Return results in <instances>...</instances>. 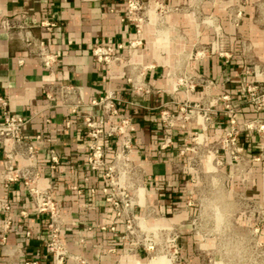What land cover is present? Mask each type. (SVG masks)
I'll list each match as a JSON object with an SVG mask.
<instances>
[{"label": "crops", "instance_id": "obj_1", "mask_svg": "<svg viewBox=\"0 0 264 264\" xmlns=\"http://www.w3.org/2000/svg\"><path fill=\"white\" fill-rule=\"evenodd\" d=\"M126 2L0 0V95L8 99L11 112L26 120L23 138L37 149L35 167L29 168L28 161L19 156L14 164L37 171L36 185L52 189L63 225L60 238L68 252L64 264H79L80 259L86 264H151L149 251L126 228L128 212L117 216L107 201L105 168L87 167L88 138L80 116L70 110L78 101L80 113L96 111L91 100L108 90L115 91L120 112L130 118L128 131L135 146L131 176L136 179L128 183L134 200L129 213L138 223L139 218L147 225L160 222L172 227L187 222L188 210L180 208L193 197L197 182L210 173L227 178L233 188L243 189L264 206V107L256 110L243 91L253 82L248 61L235 48L222 53L212 43L208 54L186 60L183 76L191 78L193 89H174L178 80L171 58L156 50V41H150L151 54L140 48L147 24L141 21L142 30L137 32L134 22L125 18ZM5 18L11 23L9 29L2 26ZM40 20L58 25L46 32L35 25ZM22 22L30 26L33 37L43 38L58 55L52 71L26 52L17 28ZM186 30L192 33L190 26ZM249 30L256 60L264 64V28L249 24ZM206 42L203 36L201 43ZM96 44L112 45L118 60L111 66L97 62L92 54ZM258 80L264 92L263 72ZM61 86H71L73 91L66 92ZM223 95L229 97L238 121L250 125L237 138L241 150L233 161L223 151H212L228 123ZM184 106L193 110L186 118ZM106 146L111 161L118 142L110 138ZM49 150L59 156L55 168L48 160ZM3 160L0 143V264H24L32 259L52 264L44 251L48 217L35 211L22 180L4 186ZM209 163L214 169L208 168ZM140 186L142 203L136 195ZM4 202L11 206L8 228H4ZM193 239L181 237V253L187 264H203Z\"/></svg>", "mask_w": 264, "mask_h": 264}, {"label": "rangeland", "instance_id": "obj_2", "mask_svg": "<svg viewBox=\"0 0 264 264\" xmlns=\"http://www.w3.org/2000/svg\"><path fill=\"white\" fill-rule=\"evenodd\" d=\"M137 1L142 23L147 24L143 26L146 39L140 48L151 54L150 41H156V50L171 58L176 78L186 72L188 58L194 59L198 52L208 54L212 43L222 53L235 48L248 61L247 70L253 78L255 71L256 75L264 73V64L256 60L249 30V24L264 28V0ZM203 36L208 44L201 43ZM209 164L208 168L214 169ZM211 175L215 174L197 182L191 191L193 197L180 208L188 210L187 222L171 227L160 222L147 225L139 218V223L135 220L132 224V234L149 251L151 261L166 256L172 264H187L180 240L182 236H194L193 245L197 253H202L199 257L203 264H264V206L250 199L243 189L233 188L227 178L215 175L212 179ZM135 179L131 176L126 182ZM128 190L133 194L130 187Z\"/></svg>", "mask_w": 264, "mask_h": 264}, {"label": "built area", "instance_id": "obj_3", "mask_svg": "<svg viewBox=\"0 0 264 264\" xmlns=\"http://www.w3.org/2000/svg\"><path fill=\"white\" fill-rule=\"evenodd\" d=\"M139 3L137 0H127L125 18L134 22L137 32L141 31V21L143 17L139 15ZM37 26L44 31H50L58 25L57 22L51 20H40L36 22ZM2 26L9 29L10 21L5 18L2 20ZM21 31L20 38L25 44V49L28 55L36 57L44 69L52 71L58 63V55L52 52L43 38H35L30 33V26L25 22L17 25ZM92 54L96 61L111 66L118 60L115 48L110 44H96L92 49ZM199 54L197 56H202ZM261 72L255 71V78L253 82L245 87L243 91L248 93L250 102L254 105L256 110L264 107V92H260L258 85V77ZM178 80V87H184L188 90L193 89L194 83L189 76H182L176 78ZM212 84V82H209ZM136 87V86H135ZM64 91H73L71 86H61ZM137 89H142L138 86ZM143 90V89H142ZM148 91V90H146ZM47 97L51 98L47 93ZM224 109L228 116V123L224 135L218 140V145L212 149L215 153L223 151L230 159L235 160L239 154L241 147L237 144V138L242 130L250 127L247 123H240L236 117L235 110L229 102V97L223 95ZM91 105L97 108L92 113H80V102L75 101L71 104V112L77 114L81 118L82 128L88 138V156L86 165L91 170H99L105 168V183L104 192L107 194V201L113 206L117 216H121L128 212L125 217L126 228L128 232H133L132 224L137 219L134 214H130L129 210L133 207V194H129L128 181L132 175L133 162L131 154L135 146L132 142L131 135L128 131L130 125V118L124 116L118 106L117 97L114 90H108L104 94L91 100ZM185 106L182 108L184 118L192 113V109L186 110ZM0 113L2 122L0 123V143L4 153V172L3 180L4 186L9 183L22 180L23 185L31 197L34 209L37 213H44L48 217L46 225L48 232V240L44 244V251L51 258L52 264H64L68 257V252L65 245L62 243L60 235L63 230V225L60 222V211L57 202L55 201L52 189L39 188L36 185L38 178L37 171L31 172L25 167H20L14 164V159L19 156L21 159L28 161V167L36 166L35 157L37 149L23 138V126L26 120L18 113L11 112L8 108V99L0 95ZM205 118V112L203 115ZM163 120L170 119L163 117ZM172 125V124H170ZM260 128H263L261 126ZM41 136L37 135L39 139ZM110 138H115L118 142L117 149L112 155V160H107L108 147L106 141ZM48 160L52 168L59 164L60 159L54 150L48 151ZM2 210L6 212L4 218V228H8L11 215V206L4 202ZM29 234V232H27ZM2 237L1 240H4ZM24 264H39L37 260H27ZM79 264H86L83 259L79 260Z\"/></svg>", "mask_w": 264, "mask_h": 264}, {"label": "bare ground", "instance_id": "obj_4", "mask_svg": "<svg viewBox=\"0 0 264 264\" xmlns=\"http://www.w3.org/2000/svg\"><path fill=\"white\" fill-rule=\"evenodd\" d=\"M198 54H202V52H198ZM135 58H132V60H134ZM173 83H175L174 79H171ZM136 195L139 198V202L142 203L144 200V191L143 189L140 187L136 188ZM136 199V198H134ZM137 220V219H136ZM151 264H172V261L170 258L166 257V256H157L156 258H154L151 261Z\"/></svg>", "mask_w": 264, "mask_h": 264}]
</instances>
